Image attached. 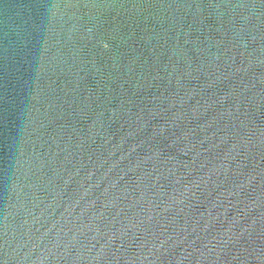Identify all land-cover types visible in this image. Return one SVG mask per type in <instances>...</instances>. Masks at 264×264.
Returning <instances> with one entry per match:
<instances>
[{
    "label": "water",
    "instance_id": "water-1",
    "mask_svg": "<svg viewBox=\"0 0 264 264\" xmlns=\"http://www.w3.org/2000/svg\"><path fill=\"white\" fill-rule=\"evenodd\" d=\"M0 264H264V0H0Z\"/></svg>",
    "mask_w": 264,
    "mask_h": 264
}]
</instances>
